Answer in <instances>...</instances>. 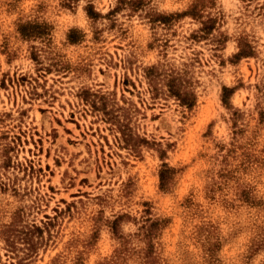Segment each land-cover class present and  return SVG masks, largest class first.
<instances>
[{
    "label": "rangeland",
    "instance_id": "rangeland-1",
    "mask_svg": "<svg viewBox=\"0 0 264 264\" xmlns=\"http://www.w3.org/2000/svg\"><path fill=\"white\" fill-rule=\"evenodd\" d=\"M0 264H264V0H0Z\"/></svg>",
    "mask_w": 264,
    "mask_h": 264
},
{
    "label": "trees",
    "instance_id": "trees-1",
    "mask_svg": "<svg viewBox=\"0 0 264 264\" xmlns=\"http://www.w3.org/2000/svg\"><path fill=\"white\" fill-rule=\"evenodd\" d=\"M226 89L227 88H225V90ZM177 93H178L177 95H178V97H179V99H180L182 104H187L188 106H191V105L194 104V100L193 99L187 98L186 96L181 94V92H179V91ZM225 94H226V92H225ZM225 94H224V100L226 102V97H225L226 95ZM161 176H162V178H164L162 174H161Z\"/></svg>",
    "mask_w": 264,
    "mask_h": 264
}]
</instances>
